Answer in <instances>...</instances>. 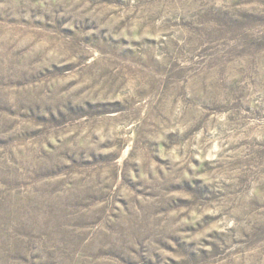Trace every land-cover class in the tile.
I'll list each match as a JSON object with an SVG mask.
<instances>
[{
	"label": "rangeland",
	"instance_id": "1",
	"mask_svg": "<svg viewBox=\"0 0 264 264\" xmlns=\"http://www.w3.org/2000/svg\"><path fill=\"white\" fill-rule=\"evenodd\" d=\"M0 264H264V0H0Z\"/></svg>",
	"mask_w": 264,
	"mask_h": 264
}]
</instances>
